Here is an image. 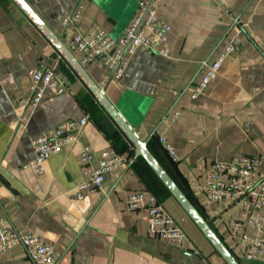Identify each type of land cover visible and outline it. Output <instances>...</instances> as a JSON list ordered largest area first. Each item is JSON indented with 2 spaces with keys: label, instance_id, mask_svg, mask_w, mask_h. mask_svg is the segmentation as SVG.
Instances as JSON below:
<instances>
[{
  "label": "crops",
  "instance_id": "1",
  "mask_svg": "<svg viewBox=\"0 0 264 264\" xmlns=\"http://www.w3.org/2000/svg\"><path fill=\"white\" fill-rule=\"evenodd\" d=\"M62 39V18L84 5L78 27H103L118 37L139 0H25ZM159 18L171 25L168 54L140 47L125 73L103 91L171 178L198 209L240 264L247 259L231 236L228 221L239 207L229 199L209 200L204 172L216 160L240 155L261 158L264 171V0H155ZM234 18H238L235 22ZM233 45L204 92H190L213 61ZM78 58L79 54L74 52ZM58 58L56 75L64 92L46 91L30 106L28 70ZM98 83L99 59L84 66ZM179 160L172 162L156 138L164 117ZM89 115L78 140L44 161L35 174L22 165L35 157L32 139L67 119ZM102 127L116 132L111 138ZM116 140V141H115ZM84 145L96 156L113 148L129 163L105 173L101 191L76 197L82 180L78 162ZM97 164V157L92 165ZM138 189L154 194L186 233L181 242L149 234L147 212L129 211L126 196ZM31 233L53 248L51 264H227L185 213L148 163L99 105L78 75L13 0H0V223ZM250 233L253 228H248ZM25 246L0 250V264H30Z\"/></svg>",
  "mask_w": 264,
  "mask_h": 264
},
{
  "label": "built area",
  "instance_id": "2",
  "mask_svg": "<svg viewBox=\"0 0 264 264\" xmlns=\"http://www.w3.org/2000/svg\"><path fill=\"white\" fill-rule=\"evenodd\" d=\"M155 0H139L137 9L127 26L118 37L111 36L103 27L93 24L86 31L78 27L84 5L77 3L71 13L61 20L64 43L74 53H78L79 62L86 66L99 59L105 69L98 86L103 88L111 81L123 77L129 58L140 48L167 55L165 44L171 31V25L158 17L154 6ZM234 49L227 45L211 62L205 63V71L192 88V99L200 96L210 81L216 76L226 55ZM58 58L51 61L41 60L28 70L30 96L28 104L36 106L46 91L63 93L65 88L56 75ZM174 111L171 117L160 122L156 138L172 162L179 156L172 146L167 130L171 121L178 115ZM90 122L89 115L79 119H67L42 132L32 139L35 157L22 165L35 174L44 172V161L58 153L65 143H73L84 127ZM97 157V164L92 161ZM128 156L117 153L113 148L104 149L96 156L89 146L81 149L78 162L82 166V180L76 187L77 199L87 194L101 191L105 173L116 171L129 163ZM258 156L240 155L231 160H216L204 172L202 190L213 202L229 199L239 207L236 217L228 221L231 236L241 245L247 259H264V171ZM129 211L144 209L147 212L148 232L150 235L172 242H181L186 233L164 208L154 194H146L143 189L129 193L125 199ZM248 228H253L250 233ZM22 244L29 252L30 264H51L53 248L42 243L39 237L31 233L20 235L6 222L0 223V250Z\"/></svg>",
  "mask_w": 264,
  "mask_h": 264
},
{
  "label": "water",
  "instance_id": "3",
  "mask_svg": "<svg viewBox=\"0 0 264 264\" xmlns=\"http://www.w3.org/2000/svg\"><path fill=\"white\" fill-rule=\"evenodd\" d=\"M18 7L26 14V16L36 25L48 41L54 46L58 53L70 65L73 71L78 75L87 89L95 97L99 105L115 122L125 137L129 140L135 149V157L141 156L159 177L165 187L176 199L185 213L194 222L204 237L210 242L214 249L219 253L227 264H240L234 255L225 246L222 240L216 235L198 209L180 189L176 182L167 173L164 167L159 163L155 156L148 148V140H142L134 131L131 125L121 115L114 104L108 99L104 91L89 75L86 68L79 62L74 53L67 47L62 39L42 20V18L34 11V9L25 0H13ZM238 18H234L236 22Z\"/></svg>",
  "mask_w": 264,
  "mask_h": 264
},
{
  "label": "trees",
  "instance_id": "4",
  "mask_svg": "<svg viewBox=\"0 0 264 264\" xmlns=\"http://www.w3.org/2000/svg\"><path fill=\"white\" fill-rule=\"evenodd\" d=\"M102 128L104 130H106V133L108 134V136H110L111 138H113L114 134L116 133L115 131L113 133H111V129H107L106 127H102Z\"/></svg>",
  "mask_w": 264,
  "mask_h": 264
}]
</instances>
